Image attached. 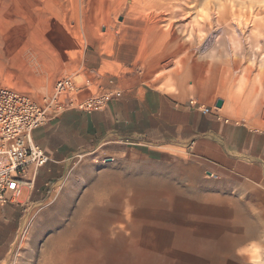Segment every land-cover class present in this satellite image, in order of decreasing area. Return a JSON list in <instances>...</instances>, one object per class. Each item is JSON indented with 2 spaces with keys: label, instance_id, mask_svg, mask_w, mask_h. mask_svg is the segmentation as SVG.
I'll return each mask as SVG.
<instances>
[{
  "label": "rangeland",
  "instance_id": "obj_1",
  "mask_svg": "<svg viewBox=\"0 0 264 264\" xmlns=\"http://www.w3.org/2000/svg\"><path fill=\"white\" fill-rule=\"evenodd\" d=\"M124 43L131 63L108 65L113 84L134 75L223 100L231 118L264 128V0H0L1 83L35 101L70 76L96 93L86 49L107 57ZM144 44L176 53L175 66L143 58ZM104 144L74 159L46 201L25 204L3 264H56L64 244L70 264H264L259 190L210 177L178 145Z\"/></svg>",
  "mask_w": 264,
  "mask_h": 264
},
{
  "label": "crops",
  "instance_id": "obj_2",
  "mask_svg": "<svg viewBox=\"0 0 264 264\" xmlns=\"http://www.w3.org/2000/svg\"><path fill=\"white\" fill-rule=\"evenodd\" d=\"M129 45L132 44H121L107 57L92 48L84 53L86 75L97 86V93L120 94L109 100L106 109L93 113L72 110L33 132L34 142L47 153L49 161L36 175H30L36 172L31 170L20 200L0 205V264L12 252L18 234L15 225L25 219V204L30 200L36 204L46 201L74 159L107 141L120 145L181 146L204 172L218 175L227 186L253 187L264 196V128L231 118L226 106L215 108L218 100L214 105H204L193 96L148 86L134 75L113 84L111 78L117 75L108 71V65L130 64L123 56V49ZM148 47L144 44L141 49L143 58H152V62L168 68L175 66L172 60L176 53L160 59L156 55L160 49L150 51ZM199 107L211 108V114L204 115ZM222 217L218 214L217 219ZM64 245L51 252L56 264H70V259L65 260Z\"/></svg>",
  "mask_w": 264,
  "mask_h": 264
},
{
  "label": "built area",
  "instance_id": "obj_3",
  "mask_svg": "<svg viewBox=\"0 0 264 264\" xmlns=\"http://www.w3.org/2000/svg\"><path fill=\"white\" fill-rule=\"evenodd\" d=\"M114 96L120 94L99 92L86 97L83 88L70 76L58 80L51 94L35 101L5 88L0 80V205L20 200L31 170L36 172L30 175H36L49 161L47 153L33 140L36 129L72 110L103 111ZM203 113L209 115L211 111L206 108ZM208 175L218 179L211 172Z\"/></svg>",
  "mask_w": 264,
  "mask_h": 264
},
{
  "label": "bare ground",
  "instance_id": "obj_4",
  "mask_svg": "<svg viewBox=\"0 0 264 264\" xmlns=\"http://www.w3.org/2000/svg\"><path fill=\"white\" fill-rule=\"evenodd\" d=\"M166 63V65H168V61H166L165 62ZM164 64V63H163ZM169 66H167V68H168ZM77 82V81H76ZM78 83V82H77ZM2 84V83H1ZM5 87V86H4ZM5 88H7V87H5ZM7 89H9V90H11V91H13L12 89H10V88H7ZM97 93V92H96ZM96 93H89V94H87V93H85V96L87 97V96H91V95H94V94H96ZM207 108H209V107H207ZM199 109L203 112V110L204 109H206V108H203V109H201L200 107H199ZM210 109V111H211V108H209ZM119 191V190H118ZM125 193V192H124ZM120 204V203H119ZM258 250V249H257ZM254 252H255V250L253 251V254H254ZM66 254H67V252H66ZM259 262V261H258Z\"/></svg>",
  "mask_w": 264,
  "mask_h": 264
},
{
  "label": "water",
  "instance_id": "obj_5",
  "mask_svg": "<svg viewBox=\"0 0 264 264\" xmlns=\"http://www.w3.org/2000/svg\"><path fill=\"white\" fill-rule=\"evenodd\" d=\"M223 105H224V101L223 100H218L217 103H216V108L221 109L223 107Z\"/></svg>",
  "mask_w": 264,
  "mask_h": 264
}]
</instances>
